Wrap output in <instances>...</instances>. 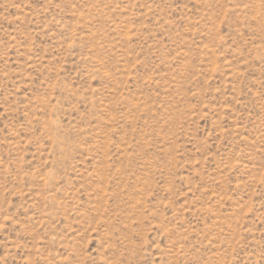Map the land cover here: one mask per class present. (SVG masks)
<instances>
[{
	"label": "rangeland",
	"instance_id": "1",
	"mask_svg": "<svg viewBox=\"0 0 264 264\" xmlns=\"http://www.w3.org/2000/svg\"><path fill=\"white\" fill-rule=\"evenodd\" d=\"M0 264H264V0H0Z\"/></svg>",
	"mask_w": 264,
	"mask_h": 264
}]
</instances>
